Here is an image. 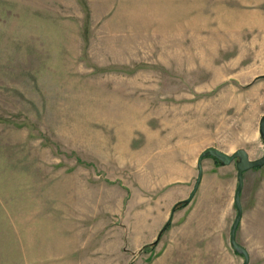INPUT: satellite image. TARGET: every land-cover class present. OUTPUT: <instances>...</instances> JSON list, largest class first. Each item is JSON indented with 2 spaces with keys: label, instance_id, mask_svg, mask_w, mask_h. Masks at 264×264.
<instances>
[{
  "label": "rangeland",
  "instance_id": "374dc122",
  "mask_svg": "<svg viewBox=\"0 0 264 264\" xmlns=\"http://www.w3.org/2000/svg\"><path fill=\"white\" fill-rule=\"evenodd\" d=\"M263 113L264 0H0V264H241L235 161L154 241ZM240 200L264 264V165Z\"/></svg>",
  "mask_w": 264,
  "mask_h": 264
},
{
  "label": "water",
  "instance_id": "95a60500",
  "mask_svg": "<svg viewBox=\"0 0 264 264\" xmlns=\"http://www.w3.org/2000/svg\"><path fill=\"white\" fill-rule=\"evenodd\" d=\"M258 131H259V135L262 139V144H263V152L260 157H257L254 159L249 158V155L244 148H237L235 151L229 154L215 146H207L199 153L197 160H196L197 176L195 178L194 185L187 198L177 201L172 206L171 211H170V216L168 220L164 223L162 228L160 229L157 235V239L154 241L155 243L157 242L161 233L169 225L171 216L175 208L179 205L187 204L191 200L193 195L195 194L198 188V185L200 183L201 177H202V165H201L202 159L206 156H211L217 159L221 164H229L230 162L235 161L237 184L234 190L233 200H234V205L236 208V213H235V216L230 226L229 243L231 247L233 248V250H235L238 254H241L243 256V261L241 264H248V261H249L248 252L246 248L236 240L235 233H236L237 226L242 216V205H241V200H240V193L243 187V172L248 169L255 168V167H261L262 165H264V113L260 116Z\"/></svg>",
  "mask_w": 264,
  "mask_h": 264
},
{
  "label": "crops",
  "instance_id": "0c3cea01",
  "mask_svg": "<svg viewBox=\"0 0 264 264\" xmlns=\"http://www.w3.org/2000/svg\"><path fill=\"white\" fill-rule=\"evenodd\" d=\"M262 167V166H261ZM241 218H242V216H241ZM241 220V219H240ZM247 250V249H246ZM249 262V261H248Z\"/></svg>",
  "mask_w": 264,
  "mask_h": 264
},
{
  "label": "trees",
  "instance_id": "16d2710c",
  "mask_svg": "<svg viewBox=\"0 0 264 264\" xmlns=\"http://www.w3.org/2000/svg\"><path fill=\"white\" fill-rule=\"evenodd\" d=\"M217 160V159H216Z\"/></svg>",
  "mask_w": 264,
  "mask_h": 264
}]
</instances>
